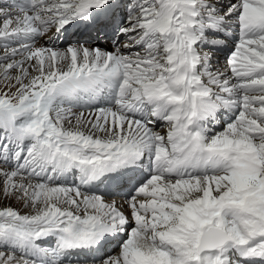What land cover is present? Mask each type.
<instances>
[{
    "label": "snow or ice",
    "instance_id": "snow-or-ice-1",
    "mask_svg": "<svg viewBox=\"0 0 264 264\" xmlns=\"http://www.w3.org/2000/svg\"><path fill=\"white\" fill-rule=\"evenodd\" d=\"M0 264H264V0H0Z\"/></svg>",
    "mask_w": 264,
    "mask_h": 264
},
{
    "label": "bare ground",
    "instance_id": "bare-ground-1",
    "mask_svg": "<svg viewBox=\"0 0 264 264\" xmlns=\"http://www.w3.org/2000/svg\"><path fill=\"white\" fill-rule=\"evenodd\" d=\"M220 57H222V56H220ZM113 242H115V241H112V242L106 244V245H105V249H112V248L114 247V245L111 246V244H112ZM117 249H118V248L116 247V248H115L113 251H111V252H116ZM111 252H110V253H111ZM106 253H108V250L105 251V254H106Z\"/></svg>",
    "mask_w": 264,
    "mask_h": 264
},
{
    "label": "rangeland",
    "instance_id": "rangeland-1",
    "mask_svg": "<svg viewBox=\"0 0 264 264\" xmlns=\"http://www.w3.org/2000/svg\"><path fill=\"white\" fill-rule=\"evenodd\" d=\"M223 62H224V59L220 60V63H221V64H223Z\"/></svg>",
    "mask_w": 264,
    "mask_h": 264
}]
</instances>
